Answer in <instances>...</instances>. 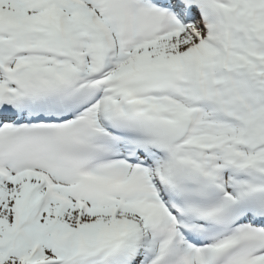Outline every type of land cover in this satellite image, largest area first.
<instances>
[{
  "label": "snow or ice",
  "instance_id": "6c2138e0",
  "mask_svg": "<svg viewBox=\"0 0 264 264\" xmlns=\"http://www.w3.org/2000/svg\"><path fill=\"white\" fill-rule=\"evenodd\" d=\"M0 264H264V0H0Z\"/></svg>",
  "mask_w": 264,
  "mask_h": 264
}]
</instances>
